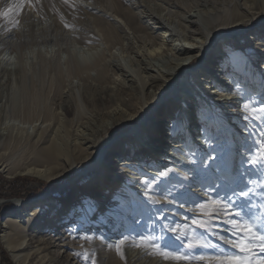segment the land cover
Masks as SVG:
<instances>
[{
  "label": "rangeland",
  "instance_id": "374dc122",
  "mask_svg": "<svg viewBox=\"0 0 264 264\" xmlns=\"http://www.w3.org/2000/svg\"><path fill=\"white\" fill-rule=\"evenodd\" d=\"M3 1L5 2L3 3L0 0V10L6 9L10 4V0ZM73 1L79 5H83L82 14L79 15L78 12L73 16V14L65 13L61 9L58 10L53 3H44L41 0L35 6V9L25 6L19 17H12V19H19L20 21L16 27L9 24L7 20L0 19V38L4 37L2 36V31L6 30L7 35L11 34L7 36L11 37L10 42L16 43L13 46L10 44L3 45L0 41V127L5 124H8V126L19 124V117L16 115L19 113L18 108L22 99L19 75L21 66H24L27 71L36 63L45 66L47 59H50L56 53L62 61L68 55L81 65L90 64L103 56V40L98 32V26L94 23V15L87 8H84V1ZM79 1L81 2L79 3ZM13 2L16 5L19 3V0H13ZM65 23L70 25V27L65 28ZM255 24L261 31L264 29L263 21H256ZM247 25L248 23H242L241 27H235L232 30L244 33L241 29L247 27ZM8 29H11V31H8ZM224 41L225 37L216 38L214 44L210 47V55L208 57L202 60L196 57L180 70L179 78L176 81L177 88L174 89L175 93L171 95V98L174 100L172 107L174 106L175 108L181 105L182 109L180 113L175 109L171 114L174 120L180 115L185 120L183 114H187L188 120L186 123H182V131L186 137H189H187L186 142L188 145L182 144V147L177 149V151L173 150L171 152V150H165L164 152L163 158L165 161H162L160 168H164L168 173L164 179L167 180L171 177L172 183L164 184V190L158 189L157 193L152 194V197L155 198L153 200H147L144 197V190L140 185H134L135 187L130 185L128 187V194L120 193V197L118 198H116L117 196H115L114 192H111L113 188H108L106 192L109 191L108 194L112 193L111 195L114 196L116 204H119L118 211L108 212L109 207H107V204L109 202H107L105 206H99L97 211L86 216L88 222L97 217L100 219L105 217V222L101 223L102 229L92 228L89 224L78 228L77 224H83L75 219H72L69 223L58 225L57 223H53L56 217H52V213L50 214L51 216L48 213L44 219H38L41 221L40 223L33 224V221H30V225L28 226L29 231L26 234L28 248H25V251L28 253L31 264H93L92 257L95 258V264H204L203 261L197 260L190 262L165 260L157 252H153L155 249L151 247L141 249V252L136 254L138 253V248H135V244L150 243L151 238L158 237L161 234L166 238L172 237L173 234L171 232L162 233V227L167 229L169 226L178 227L181 232L187 228L190 233L194 231V233L204 235V233L190 224L191 218L199 212L197 206L199 204L207 206L212 201L220 200L226 193L227 195H231L229 189L233 187L237 188V190L240 188H243L245 191L250 190V195L247 199L253 205L251 213L253 216L261 215L262 210H264L261 207L264 205V187H262L264 185V175L260 174L259 169H254L247 164H244L242 168L241 160L244 157H248L246 149L253 147V142L259 144L264 139V119H262L264 111H260L264 109V37H261L258 41L260 45H256L257 42L255 43L252 39L244 41L241 47L234 45V52L232 54L224 53ZM170 43L172 45L177 44L174 41ZM182 45L192 46V49L195 50L198 44L182 42ZM177 46L179 47L180 44L178 43ZM8 48L12 49L7 50ZM112 52L118 54L116 50ZM234 56L244 57L238 68L234 67L236 62L229 64L232 62L231 60H236L233 59L236 58ZM211 61L218 62V64L215 66L214 63H210ZM207 71L210 74L208 73L207 75ZM198 72H203L205 75L201 73L203 76L200 77L198 76ZM29 76L36 78V75L32 73H29ZM232 78L234 80L233 84L223 86L224 84L221 81L231 80ZM210 81H213L214 85L215 83L219 84L218 87L211 89L214 92L212 93L214 94L212 97L206 95L209 89L206 90L207 92L203 90V86H210ZM72 82L74 83L72 84L73 87L77 86L76 80ZM183 83L187 85L192 84V86H189L190 92L189 89L185 90V87L181 88ZM72 86H69L68 89H73ZM68 89L65 90L66 94L69 91ZM179 90L181 92H178ZM219 93H223V95H227L226 97L231 98L228 107L223 98H219V105L216 104V101L211 100L213 96L215 97ZM77 94L78 89L73 90L72 97H78L79 94ZM187 97H191L192 99L188 100ZM58 101H54L57 104L55 105V109L60 111L64 103L68 101V97H63ZM183 103L185 104L184 106ZM200 107L204 110L203 116L205 118L203 124L199 119ZM79 114L80 123L85 128L90 129V131H94L109 122L108 120H103L100 123L95 121V113L89 107L85 108L81 113L79 112ZM67 116L72 118L73 112H70ZM170 120L172 119L169 116L162 119L161 128L163 130L157 136L149 133L151 127L147 120L143 121L142 125L141 121L132 123L129 128L125 129L126 132L124 133L118 129L121 127H118V130L114 129L106 139L109 138V141L117 144L119 142L126 143L127 146L124 149H108L107 151L110 153L103 158L99 168L95 167L91 170L88 165H84L81 169H71L65 172L60 179L50 182L19 174L17 171L27 166L29 164L28 160L12 143L0 142V261L3 264H15L1 242V234H3L4 230L2 224L5 218L19 210V207L15 203L34 202L33 204H35L39 198L52 196L57 199L60 205H63L62 211L64 212L67 208L68 210L72 209L78 204L81 197L79 194L82 192H87L89 195L95 192L90 186L93 179H102V183H99L101 186L100 191L102 189L104 192V188L107 187L104 184L107 175L111 176L118 172L109 171L107 167L105 168L106 160L112 154H116V157H114L116 160L123 155L129 158L134 157L136 161H140L141 159L146 160L145 158L149 159L152 156L150 155L152 154L151 149H155L152 138L157 137L158 141L165 140L169 144L177 142V139L180 138L178 135L180 134L179 136H181V131H179L178 127L172 128ZM172 123L174 124V121ZM177 126H180V124L178 123ZM166 128L169 129L167 130ZM203 129L210 130L211 143L209 147L206 145L202 146L201 142L203 141L199 138L198 133L201 134ZM126 134H135L134 140H132L133 142L137 141L136 143L139 145L137 150L132 149V151L130 149V146H133L134 143L130 145L126 139L121 141L120 138H123ZM197 140L200 142H197ZM105 142L100 144L101 147L98 148V152ZM181 143H184L183 140H180L179 144L181 145ZM171 146L172 144L170 148ZM212 155L213 159L210 160ZM194 159L195 161H193ZM201 159H203L202 164L200 163ZM190 160L193 161V165L181 171L180 168L188 164ZM111 166L115 167V164ZM115 168L118 167L116 166ZM192 170H195L197 173L195 177ZM177 171H181V174H177ZM145 172L139 173L138 179L141 178V180L147 181L148 178L153 177H150ZM125 178L126 175H122L118 184H123ZM51 183H55L54 186ZM221 184H226L227 187H221ZM114 188L117 189L116 186ZM169 190H171L170 194ZM97 192L99 194V189L96 190ZM180 193H185V195L181 196ZM234 199L238 198L234 197ZM132 201L135 204L139 203L140 206L144 207V210H139L138 207L135 211H129L127 206ZM58 213L60 212L58 211ZM261 218L264 219V217ZM236 219L239 222L240 218L237 217ZM43 226H46V228L41 233L36 232V234H33L34 230H38ZM113 226H117L115 228L117 230L116 233L111 234ZM212 226L215 232L219 233V237L213 232L207 238L213 244H216L217 248H223L225 252H236L235 249L221 242L223 240L221 239L222 237L232 232L231 225L223 222L222 218L221 220L213 219ZM123 234L132 243L123 249L124 259H121L119 255L116 257L112 254H117L115 244L120 238L119 235ZM97 236L101 237L100 242L104 241L105 243L101 242L99 245L97 243L99 241L95 240ZM142 237H148L149 240L142 242ZM228 238L233 239L235 236L234 234L229 235ZM83 239H87L88 241L83 242ZM69 240H74L76 244H69ZM176 243L183 244L186 241L177 239ZM181 251L192 256L218 254L215 249H201L199 247L191 250L181 248ZM253 251L256 253L252 257L253 264L258 260H264V253H261L258 249H253ZM85 254L88 255V259L84 258Z\"/></svg>",
  "mask_w": 264,
  "mask_h": 264
},
{
  "label": "bare ground",
  "instance_id": "6f19581e",
  "mask_svg": "<svg viewBox=\"0 0 264 264\" xmlns=\"http://www.w3.org/2000/svg\"><path fill=\"white\" fill-rule=\"evenodd\" d=\"M43 1L44 3L49 2V4L51 2L58 10L61 9L65 13L73 14V16L78 12L79 15L83 13V5H79L74 1V8L63 4L61 0ZM81 1L85 3L84 8H87L94 15V23L98 26V32L103 40V56L90 64L81 65L68 55L62 61L56 53L50 59H47L45 66L36 63L29 71L24 66H21L19 75L22 99L18 108L19 113L16 115L19 117V124L11 126L5 124L0 127V142L12 143L28 160L29 164L22 166L23 168L17 172L45 182L60 179L65 172L71 169H81L84 165H88L91 170L95 167L99 168L103 158L110 153L107 151L108 149L117 148L122 150L127 146L126 143L119 142L117 144L109 141V138L106 139L118 127H121L118 129L124 133L126 132L125 129L129 128L132 123L141 121L142 125L143 121L147 120L151 127L149 133L157 136L163 130L161 128L162 119L169 116L172 119L170 120L172 128H176L179 123L181 126L179 131L183 132L182 123L185 120L180 117L181 115L174 120L171 114L175 109H177L178 113L182 109L181 105L175 108L174 106L172 107L174 100L171 98V95L175 93L174 89L177 88L176 81L179 78L180 70L196 57L201 60L208 57L210 55V47L214 44L216 38L225 37L224 53L232 54L234 45L241 47L244 41L250 39L255 43L257 42L256 45H260L258 41L261 37H264V29L261 31L255 24L256 21L264 22V0ZM2 2L4 3L5 1L2 0ZM9 2V5L14 7L15 3L13 0ZM242 23H248L247 27L241 29L244 33L232 30L235 27H241ZM2 32L4 37L0 38V41L3 45L10 44L13 46L16 44L12 41L10 42L11 37H7L11 34L7 35L6 30ZM172 41L179 43L180 46L178 47L177 44L172 45L170 43ZM182 42L198 45L193 50L192 46H184ZM113 50H116L118 54H114ZM234 57L236 58L233 59L236 60H231L232 62L229 64L236 62L234 67L238 68L244 57ZM210 63H214L215 66L218 64V62L213 61ZM29 73L36 75V78L30 77ZM201 73L198 76L202 77ZM208 73L210 74L209 71H207V75ZM73 80H76L77 86H72L74 84ZM233 81L232 78L221 82L224 84L223 86H230ZM209 85L203 86V90L209 89L207 90L208 92L206 91V95L212 97L214 92L211 89L218 87L219 84L215 83L214 85V82L210 81ZM69 86H72L73 89L69 90ZM189 86H192V84L183 83L181 88L185 87V90L189 89L190 92ZM67 89L69 91L66 94L65 90ZM76 89H78L79 96L72 97V92ZM178 92H181V90ZM66 96L68 101L64 103L60 111L56 110L55 105L57 104L54 101H60ZM226 96L223 93H219L215 97L213 96L211 100L216 101V104L219 105V98H223L228 107L231 98ZM215 98L217 99L214 100ZM187 99L191 100L192 98L187 97ZM88 107L95 113V121L100 123L103 120H108L109 122L94 131L82 126L79 112L81 113ZM200 108L199 119L203 124L205 118L203 116L204 110L202 107ZM70 112H73L72 118L67 116ZM173 121L174 124L172 123ZM166 129L168 130L169 128ZM135 134H126L123 138H119L121 141L126 139L130 145L134 143L133 146H130V149L137 150L139 145L136 143L137 141L133 142ZM198 134L200 140L203 141L201 142L202 146L206 145L209 147L211 143L210 130L203 129L202 135ZM179 135L178 137L180 138L177 139L175 137L177 142L170 144L165 140L158 141L157 137L152 138L155 149H151L152 154L150 155L152 156L149 159L145 158L146 160L136 161L134 157L131 156L132 158H129L124 155L116 160L114 159L116 154H112L113 159L110 156L106 160L104 167H107L109 171L118 172L111 176L107 175L104 183L107 185L104 188L105 191L103 192L102 189L100 191L101 186L99 183H102V179H93L90 186L95 192L91 195L87 192L79 194L81 195L79 202L72 209L68 210L67 208L63 212V205H60L57 199L52 196L39 198L35 204H33L34 202L15 203L19 210L5 218L2 224L4 230L3 234H1V242L9 252L13 262L15 264H31L28 253L25 251V248H28L26 244L28 226L30 221H33V224L40 223L41 221L38 219H44L48 213L49 215L52 213V217H56L53 223L58 225L69 223L72 219H75L83 224H77L78 228L89 224L92 228L102 229L101 223L105 222V217L101 219L97 217L88 222L86 216L97 211L99 206H105L107 202H109L107 204V207H109L108 212L118 211L119 204H116L114 196L111 195L112 193L108 194L109 191L106 192V190L113 188L111 192H114L115 196H117L116 198H118L120 193L128 194L130 185L141 186L143 182H146V180H141V178L138 179L139 173L147 171L145 173L150 175V177H154L157 175V170H164V168H160V165L162 161H165L163 158L165 150L177 151V149L182 147V144H186V138L189 137L182 133L181 136ZM180 140L184 142L181 145L179 144ZM104 142L105 144L98 152V148L101 147L100 144ZM197 142L200 141L197 140ZM212 159L213 155L210 160ZM193 161L190 160L188 164L183 165L180 168L181 171L193 165ZM112 164H115V167L117 166L118 168L112 167ZM171 170L174 171L173 169ZM181 171H177V174H181ZM124 174L126 175L124 183L118 184ZM115 186L117 189L114 188ZM98 189L99 194L98 192L96 193ZM157 190L158 188L154 187L148 195H145V193L143 195L147 200H153L155 198L152 197V194L157 193ZM134 207L135 210L138 207L139 210H144V207L140 206L139 203L134 204ZM116 227L113 226L111 228V234L116 233ZM45 228L46 226H43L38 230H34L33 234H36V232L41 233ZM122 236L126 237L125 234L119 235L120 238ZM95 238L96 241L101 240L99 236ZM87 241V239H83V242ZM101 242L105 243L104 241ZM101 242L97 243L100 245ZM68 243L71 245L76 244L74 240H69ZM130 243L132 241L127 237L122 250ZM143 244L145 243H142V247L138 248V253L136 254H139L141 249L147 248ZM93 245L96 246L95 244ZM153 252H156V250ZM112 255L118 257V254ZM125 262L127 263V261Z\"/></svg>",
  "mask_w": 264,
  "mask_h": 264
},
{
  "label": "snow or ice",
  "instance_id": "6c2138e0",
  "mask_svg": "<svg viewBox=\"0 0 264 264\" xmlns=\"http://www.w3.org/2000/svg\"><path fill=\"white\" fill-rule=\"evenodd\" d=\"M40 2L41 0H19V3H17L15 7L9 5L8 8L0 10V19H5L13 27H16L19 25L20 21L19 19H12V17H19L25 6L35 9V6ZM61 2L68 7H75L73 0H61ZM64 27L69 28L70 25L65 23ZM8 31H11V29H8ZM261 111H264V109ZM262 119H264V117H262ZM246 151L248 157L242 158L241 167L247 164L254 169H259L260 174L264 175V139H262L259 144L253 142V147L246 149ZM200 163H203V159H201ZM209 167L211 166L209 165ZM192 171L195 177L197 173L195 170ZM167 175V171L157 170L156 176L148 178L146 182H143L141 187L145 195H148L154 187L164 190V184H171V177L167 180L164 179ZM177 183H179V181H177ZM221 187L226 188L227 185L221 184ZM262 187H264V185H262ZM229 190L231 191V195H227L226 193L220 200L212 201L207 206L205 204H199L197 206L199 212L191 218L190 224L192 227L204 233V235L190 233L187 228L181 232L178 227L169 226L167 229L162 227V233L171 232L173 236L166 238L161 234L158 237L151 238V242L143 244V246L154 248L157 254L165 260L171 259L177 262L197 260L203 261L204 264H212V262H214V264H253L252 257L256 255L253 249H258L261 253H264V219L261 218L264 217V210H262L260 216H253L251 213L253 205L251 201L247 199L250 195V190L245 191L243 188L237 190L235 187ZM170 193L171 190H169V194ZM180 195L184 196L185 193H180ZM234 197L238 199H234ZM134 204V201L129 203L127 206L129 211H135ZM261 207L264 209V205ZM237 217L240 218L239 222L236 219ZM222 218L223 222L231 225L232 232L226 234L221 242L229 245L231 248L235 249L236 252H225L223 248H217V245L213 244L211 240L207 238L208 235L215 232L212 226L213 219L221 220ZM233 234L235 238L229 239L228 236ZM215 235L219 237L218 232H215ZM126 239L127 237L122 236L115 244V250L121 259H124L122 246L125 244ZM177 239L186 241V243L177 244ZM141 240L143 242L149 240V238L142 237ZM135 247H142V243L135 244ZM196 247L201 249H215L218 254L192 256L181 251V248L191 250ZM84 258L88 259L89 257L85 254ZM92 262L95 264L94 257H92ZM255 264H264V260H258Z\"/></svg>",
  "mask_w": 264,
  "mask_h": 264
},
{
  "label": "trees",
  "instance_id": "16d2710c",
  "mask_svg": "<svg viewBox=\"0 0 264 264\" xmlns=\"http://www.w3.org/2000/svg\"><path fill=\"white\" fill-rule=\"evenodd\" d=\"M25 180H26V179H25ZM54 184H55V183H51V185H53V186H54Z\"/></svg>",
  "mask_w": 264,
  "mask_h": 264
},
{
  "label": "built area",
  "instance_id": "2783aa9c",
  "mask_svg": "<svg viewBox=\"0 0 264 264\" xmlns=\"http://www.w3.org/2000/svg\"><path fill=\"white\" fill-rule=\"evenodd\" d=\"M1 264H3L1 261H0Z\"/></svg>",
  "mask_w": 264,
  "mask_h": 264
}]
</instances>
